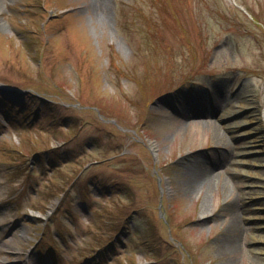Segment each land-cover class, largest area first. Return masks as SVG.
<instances>
[{"label":"rangeland","instance_id":"obj_1","mask_svg":"<svg viewBox=\"0 0 264 264\" xmlns=\"http://www.w3.org/2000/svg\"><path fill=\"white\" fill-rule=\"evenodd\" d=\"M0 5V264H82L117 234L104 264H261L231 164L249 113L218 116L264 108V0Z\"/></svg>","mask_w":264,"mask_h":264},{"label":"bare ground","instance_id":"obj_2","mask_svg":"<svg viewBox=\"0 0 264 264\" xmlns=\"http://www.w3.org/2000/svg\"><path fill=\"white\" fill-rule=\"evenodd\" d=\"M1 7V6H0ZM251 98L248 100H245L244 103H239L237 106H231L224 112H222L218 118L221 121L220 125L222 127H228L230 125L229 120L232 118L231 115L238 111V110H245L246 113H249L244 120L237 121L234 124L243 125L244 127V133L250 135L252 132L254 135L250 138V149L251 151H258L262 153V156L260 158H253V157H243L242 159L238 160L241 163H244L247 168L240 169L239 164L236 165L234 168L237 172H240V174H244L246 178H248L247 185L249 186V190L252 191L256 190L258 191L256 196H263L264 197V140L263 136H259L261 133V130L264 128L261 123V110L260 112H256L258 109V106L255 104L254 96L249 95ZM214 124V121L212 122ZM216 126H219L218 123L215 124ZM243 131V130H241ZM260 133V134H259ZM261 137V138H260ZM262 139V140H261ZM257 144V145H254ZM151 148L154 150L155 144L151 145ZM235 161L237 159L235 158ZM255 196L251 197L249 196V199H253ZM264 206V201L263 204ZM261 216H264L261 215ZM256 220H261L260 222H255L254 225L256 227V231L251 234L252 236V242L257 245L255 251L258 252L260 257H264V229L261 230V226L264 227V217H257ZM261 259V258H260ZM260 260L261 264H264V258Z\"/></svg>","mask_w":264,"mask_h":264},{"label":"trees","instance_id":"obj_3","mask_svg":"<svg viewBox=\"0 0 264 264\" xmlns=\"http://www.w3.org/2000/svg\"><path fill=\"white\" fill-rule=\"evenodd\" d=\"M192 80V79H191ZM27 94V93H26ZM29 94V98H26L25 102L23 104H25L24 107H26V109L30 110L32 113H35L36 115H39L41 113H44L45 112V109L42 108L43 107V104H45L44 101H42L41 99H39V97L35 96V95H31L30 93ZM30 98H33V99H30ZM38 98V99H36ZM30 101H33V102H30ZM36 101V102H34ZM30 102V103H28ZM8 105H14L13 103H11L10 101H4L1 97H0V109L1 108H5V107H9ZM89 111H91L92 109H87ZM90 122H96L97 124H102V122L104 121H101L100 119H97V120H92V121H85L83 125H87V124H90ZM130 142L133 143L135 142V138L131 137L130 138ZM43 153V152H41ZM41 153H39V155H41ZM43 154H46L47 153H43ZM42 156H46V155H43ZM34 156H38V155H35ZM14 161V160H13ZM20 161H18L16 164H18ZM16 164H14L13 166H15ZM13 166H10L7 171H18L16 167L18 166H15V168L13 169ZM6 171V172H7ZM86 170H84L85 172ZM8 173V172H7ZM17 175L19 173H16ZM93 186V188H95L97 191H100L101 193L105 192V193H109L112 189V186L109 184V183H103L101 182L97 177L96 178H91L88 180V183H87V192L89 191V187ZM65 195H68L69 191H66L64 192ZM85 194H83V192H81L80 195H82V197L84 196L85 197ZM65 197L64 196L63 198L61 197L60 200H61V203L65 200ZM114 222V221H112ZM112 222H109L108 224L112 223ZM164 225V223H162ZM46 225L47 223H45V225L42 224L41 228H42V233H45V228H46ZM165 226V225H164ZM114 225L112 226V229H114ZM125 227V226H124ZM123 227V229H124ZM122 229V230H123ZM96 233H99L98 230L96 229L95 230ZM127 230L126 232H123L125 234L123 235H128L127 234ZM121 235L117 234L116 238L114 240H112L111 244H108V245H104L98 249H96L92 255L86 257V258H83L82 259V262L84 261V264H104L105 262H108L109 260H114V257L116 256V249H117V243H118V240L120 239ZM128 237V236H127ZM148 258V257H147ZM160 258H163V257H160ZM157 264V263H156Z\"/></svg>","mask_w":264,"mask_h":264},{"label":"water","instance_id":"obj_4","mask_svg":"<svg viewBox=\"0 0 264 264\" xmlns=\"http://www.w3.org/2000/svg\"><path fill=\"white\" fill-rule=\"evenodd\" d=\"M0 91L1 92H10V93H12V91L13 90H11L10 88H3L2 86H0ZM254 97H255V104L258 106V109L256 110V112H260V110L262 111L261 113H262V115H261V123H262V126L264 127V108L262 109L260 106H259V104H258V100H257V93H254V94H252ZM170 95H164V96H162V97H160V98H158V99H156V101H161V100H163V99H166L167 97H169ZM261 133L262 134H260L259 136H263V140H264V128L261 130ZM253 135V132L250 134V135H248V134H245V135H242L241 136V138H240V140L241 141H246V142H248V143H250V141H249V139H250V137ZM261 138V137H260ZM262 140V139H261ZM150 144V146L151 145H154L155 143H149ZM255 145H257V144H255ZM251 147V145H246V146H241L240 148H250ZM154 153V152H153ZM240 156H242V157H254V158H260L261 156H262V153H260V152H258V151H253V152H248V153H241L240 154ZM260 199H264V197H258V198H255L254 200H252V202L251 203H256V204H259L260 202H261V200ZM254 201V202H253ZM253 212H255V213H259V214H263L264 213V209H261V208H257V209H253ZM260 222L261 220H259V219H253V220H250V223H255V222ZM255 229H256V227H255ZM264 229V227H262L261 226V230H263ZM250 238H251V240H252V236H250ZM252 244L254 245V246H257L256 244H254L253 242H252ZM256 254H258V252L256 251ZM259 255V254H258ZM261 259L260 260H262L263 261V259L262 258H264V257H260Z\"/></svg>","mask_w":264,"mask_h":264}]
</instances>
